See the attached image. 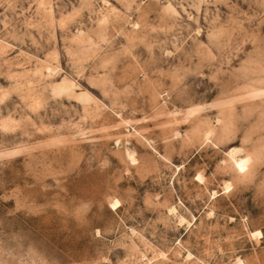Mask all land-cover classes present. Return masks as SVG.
Returning a JSON list of instances; mask_svg holds the SVG:
<instances>
[{
  "label": "rangeland",
  "instance_id": "obj_1",
  "mask_svg": "<svg viewBox=\"0 0 264 264\" xmlns=\"http://www.w3.org/2000/svg\"><path fill=\"white\" fill-rule=\"evenodd\" d=\"M238 262L264 264V0H0V264Z\"/></svg>",
  "mask_w": 264,
  "mask_h": 264
},
{
  "label": "bare ground",
  "instance_id": "obj_2",
  "mask_svg": "<svg viewBox=\"0 0 264 264\" xmlns=\"http://www.w3.org/2000/svg\"><path fill=\"white\" fill-rule=\"evenodd\" d=\"M240 262H238L237 264H239ZM240 264H242V263H240Z\"/></svg>",
  "mask_w": 264,
  "mask_h": 264
}]
</instances>
